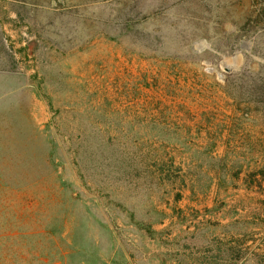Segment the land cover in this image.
Segmentation results:
<instances>
[{
	"label": "rangeland",
	"instance_id": "rangeland-1",
	"mask_svg": "<svg viewBox=\"0 0 264 264\" xmlns=\"http://www.w3.org/2000/svg\"><path fill=\"white\" fill-rule=\"evenodd\" d=\"M0 264H264V0H0Z\"/></svg>",
	"mask_w": 264,
	"mask_h": 264
},
{
	"label": "crops",
	"instance_id": "crops-1",
	"mask_svg": "<svg viewBox=\"0 0 264 264\" xmlns=\"http://www.w3.org/2000/svg\"><path fill=\"white\" fill-rule=\"evenodd\" d=\"M216 184H218V181L215 182V187H218ZM213 186V190L215 189ZM222 194L229 196L230 194H234V185L227 183L225 184L224 182V187L219 190Z\"/></svg>",
	"mask_w": 264,
	"mask_h": 264
},
{
	"label": "bare ground",
	"instance_id": "bare-ground-1",
	"mask_svg": "<svg viewBox=\"0 0 264 264\" xmlns=\"http://www.w3.org/2000/svg\"><path fill=\"white\" fill-rule=\"evenodd\" d=\"M207 44L205 42H200L198 43V47L203 48L204 46H206Z\"/></svg>",
	"mask_w": 264,
	"mask_h": 264
}]
</instances>
